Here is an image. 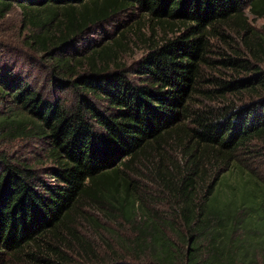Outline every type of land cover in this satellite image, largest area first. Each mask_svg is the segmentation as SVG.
Wrapping results in <instances>:
<instances>
[{"label":"trees","instance_id":"obj_1","mask_svg":"<svg viewBox=\"0 0 264 264\" xmlns=\"http://www.w3.org/2000/svg\"><path fill=\"white\" fill-rule=\"evenodd\" d=\"M14 4L49 71L0 51V127L46 136L54 163L52 180L0 152V264H264V24L245 13L264 0H0V17ZM133 7L164 31L135 74L121 37L78 49Z\"/></svg>","mask_w":264,"mask_h":264},{"label":"rangeland","instance_id":"obj_2","mask_svg":"<svg viewBox=\"0 0 264 264\" xmlns=\"http://www.w3.org/2000/svg\"><path fill=\"white\" fill-rule=\"evenodd\" d=\"M245 13L252 24L261 30L264 20L250 14L248 7L245 8ZM29 32L30 30L24 25L22 9L18 4H14L8 13L0 17V51H4L11 59L16 60L18 65L21 64L23 68L25 67L26 72L32 73L29 80L35 79L39 81L40 85L43 82L45 84L47 71H49L47 56L42 51L30 46L27 41ZM163 34L164 31L161 27L152 25V22L144 18L138 8L133 7L117 12L103 22L93 25L78 37L77 43L79 44L78 49L87 50V46L93 42L105 44L121 37L120 60L133 75L135 74L133 72L134 63L147 51L149 42L161 40ZM169 34L171 35V32ZM217 45L224 46L221 42H218ZM68 95L72 98V94ZM11 105L13 103L9 100L0 103V112L9 114L8 107ZM50 150L48 138L35 130L22 133L19 128L8 125L0 127V152L7 154L14 161L31 164L44 177L53 180L52 177L47 176L49 168L54 163ZM261 161L264 163V157Z\"/></svg>","mask_w":264,"mask_h":264}]
</instances>
